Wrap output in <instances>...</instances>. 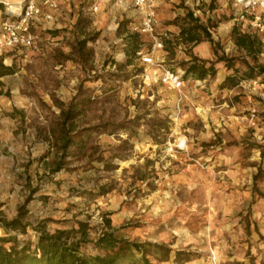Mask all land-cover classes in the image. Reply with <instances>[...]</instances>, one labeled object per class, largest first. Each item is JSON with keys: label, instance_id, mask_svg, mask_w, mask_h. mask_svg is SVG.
I'll return each mask as SVG.
<instances>
[{"label": "rangeland", "instance_id": "obj_1", "mask_svg": "<svg viewBox=\"0 0 264 264\" xmlns=\"http://www.w3.org/2000/svg\"><path fill=\"white\" fill-rule=\"evenodd\" d=\"M60 1L33 26L30 48L0 53V224L23 225H0V236L33 246L82 222L81 251L95 254L108 218L128 240L170 249L153 264H264V75L222 87L233 69L217 59L241 77L264 65V46L246 55L233 26L264 39L231 0H154L164 64L184 79L177 91L142 63L154 49L134 30L137 9ZM131 34L140 45L127 58ZM190 62L214 73L186 75ZM103 184L112 189L97 195Z\"/></svg>", "mask_w": 264, "mask_h": 264}, {"label": "trees", "instance_id": "obj_2", "mask_svg": "<svg viewBox=\"0 0 264 264\" xmlns=\"http://www.w3.org/2000/svg\"><path fill=\"white\" fill-rule=\"evenodd\" d=\"M128 36L124 48L127 58L132 54L135 55L140 45L138 34ZM231 37L235 45L253 59L264 46L258 36L249 34L236 25L231 30ZM189 40H196V38L190 36ZM214 54L217 55V52L215 51ZM217 59L224 61L227 69H233V73L225 76L221 83L222 87L236 85L239 78L264 75V65L247 64L245 72L238 77V69L234 68L231 59L224 56H219ZM128 63L130 60L126 62ZM185 72L186 75L191 74L203 79L208 72L213 74L214 68L213 66L205 68L203 65L190 62ZM71 111L66 112L65 121L75 117L74 112ZM111 189V185L103 184L98 186L96 194L103 195ZM0 225L5 233L23 228L18 218L9 221L1 220ZM78 225V230L57 229L52 233L43 231L37 236L33 246L29 242L20 244L14 236L8 234L0 236V264H153L150 257L165 260L169 256L170 249L162 244L137 242L123 237L118 233V228L111 226L108 218H105L104 227L99 235L92 240L98 252L84 254L81 249L89 241L88 235L84 223L78 222ZM6 243H10V246H6Z\"/></svg>", "mask_w": 264, "mask_h": 264}, {"label": "built area", "instance_id": "obj_3", "mask_svg": "<svg viewBox=\"0 0 264 264\" xmlns=\"http://www.w3.org/2000/svg\"><path fill=\"white\" fill-rule=\"evenodd\" d=\"M60 0H0V53L15 48H30L35 42L33 26L40 20H50L58 9ZM132 6L140 13V21L134 30L152 36L153 49L163 47L162 38L156 35L159 19L154 0H92L89 9L97 12L102 5ZM237 8V21L247 24L254 33L264 39V0H231ZM153 50V51H154ZM153 51L142 56V63L152 66L159 79L172 90H181L184 79L181 74L162 60Z\"/></svg>", "mask_w": 264, "mask_h": 264}, {"label": "crops", "instance_id": "obj_4", "mask_svg": "<svg viewBox=\"0 0 264 264\" xmlns=\"http://www.w3.org/2000/svg\"><path fill=\"white\" fill-rule=\"evenodd\" d=\"M60 3H61V1H60ZM1 17H2V9H1V7H0V19H1ZM157 33H158V36H159L160 38H162V41H163V42H164V39H168L167 34H166L163 30H160V32H157ZM165 45H166V43H165ZM195 49H196V47H195ZM153 54H154L157 58H159L160 60H162L163 63H166L165 61H166L167 49L164 48V45H163V47L160 48V49H155V50L153 51ZM167 55H168V54H167Z\"/></svg>", "mask_w": 264, "mask_h": 264}]
</instances>
